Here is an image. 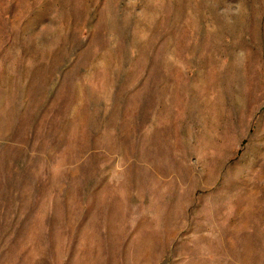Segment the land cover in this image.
<instances>
[{"label":"rangeland","instance_id":"rangeland-1","mask_svg":"<svg viewBox=\"0 0 264 264\" xmlns=\"http://www.w3.org/2000/svg\"><path fill=\"white\" fill-rule=\"evenodd\" d=\"M0 264H264V0H0Z\"/></svg>","mask_w":264,"mask_h":264}]
</instances>
